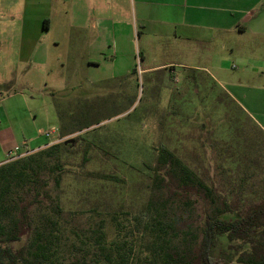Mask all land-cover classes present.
Listing matches in <instances>:
<instances>
[{"label": "rangeland", "instance_id": "374dc122", "mask_svg": "<svg viewBox=\"0 0 264 264\" xmlns=\"http://www.w3.org/2000/svg\"><path fill=\"white\" fill-rule=\"evenodd\" d=\"M83 44L71 53L67 39L60 38V47L50 54L46 68L18 71L17 85L12 88L20 89L24 93L22 97L28 99V109L37 115L34 121L36 136L47 145L14 160L39 153L60 137L56 106L64 115H68L70 111H81L82 107L78 106H84L94 99L107 105L105 111L100 112V117L107 118L115 111L119 114L116 118L104 120L96 126L97 129H104L103 132L117 130L125 139L144 148L137 150L135 146L134 150L123 149L120 154H116V151L114 155L118 160L107 157L103 160L105 164L97 161L89 166L90 172L100 169L105 173L120 172L124 181L116 183V189L86 177L87 168L84 174L83 170L76 168L65 176L57 189L52 186L54 202L64 211L59 219L61 223L64 222V234L60 238L59 250L55 246L62 263H66L73 254L75 237L71 234L72 229L87 235L90 225L100 218L97 213L102 215L135 210L147 200L154 151L146 147L156 146L160 140L208 183V178L215 176L220 187L230 183L229 177H233L236 183L243 176V169L250 172L254 164L264 169L263 75L259 74L256 78L248 76L243 82L244 92L258 95L256 101L250 103L251 112L256 110L255 115L251 114L252 119L226 98L224 93L228 87L212 78L215 73L210 69L211 62L197 61L196 64L208 69L192 72L180 65L183 64L182 56L175 54L173 58L177 65L174 69L150 76L141 72L148 63L141 65L139 53L132 58L130 53H120L116 61L102 57L100 65L97 63L89 68L87 59L90 55ZM70 57L74 58L71 59V68L66 62ZM169 57L160 55L158 61H165ZM126 67L137 72L132 75L131 71L128 78L118 77V81L113 78L117 73L124 74ZM9 103L13 107V102ZM22 105L18 102L16 108ZM46 133L50 137L46 138ZM70 142L74 148L78 145L82 147L81 150L85 148L83 141ZM71 154L72 151L64 158L70 165H79L81 153L76 154L77 158H72L74 153ZM97 157L98 160L103 159ZM42 213L54 217L50 210H35L32 215L34 226L39 225ZM23 243L14 247L19 248ZM231 245L226 236L217 237L214 257L229 264H239L236 259L241 252L231 250Z\"/></svg>", "mask_w": 264, "mask_h": 264}, {"label": "trees", "instance_id": "16d2710c", "mask_svg": "<svg viewBox=\"0 0 264 264\" xmlns=\"http://www.w3.org/2000/svg\"><path fill=\"white\" fill-rule=\"evenodd\" d=\"M57 107L61 141L0 165V264H229L213 255L221 236L233 244L231 250L241 252L237 263L264 264V169L254 164L250 172L243 169L236 183L229 177L230 183L220 187L215 176L208 183L161 140L146 147L154 151L147 200L135 210L97 213L100 218L87 235L72 229L73 254L62 263L56 247L64 234L59 220L64 211L54 202L52 186L57 189L67 174L80 168L86 177L116 189L124 181L120 172H90L89 166L105 164L107 157L118 160L116 151L144 147L117 130L97 129L119 116L115 111L100 117L107 108L101 100L68 115ZM70 140L83 141L85 148H74ZM71 151L72 158L81 153L79 165L64 158ZM43 209L54 217L42 213L34 226L33 212ZM18 243L23 245L15 248Z\"/></svg>", "mask_w": 264, "mask_h": 264}, {"label": "crops", "instance_id": "0c3cea01", "mask_svg": "<svg viewBox=\"0 0 264 264\" xmlns=\"http://www.w3.org/2000/svg\"><path fill=\"white\" fill-rule=\"evenodd\" d=\"M63 37L71 53L84 43L89 68L120 53H139L141 65L148 63L141 72L150 76L174 69L175 54L192 72L208 69L197 61L211 62L230 100L256 113L250 103L258 95L244 92L243 82L264 76V0H0V165L47 145L36 136L28 99L12 87L18 71L46 68ZM160 55L170 57L160 62ZM126 69L113 78H128L133 68Z\"/></svg>", "mask_w": 264, "mask_h": 264}, {"label": "built area", "instance_id": "2783aa9c", "mask_svg": "<svg viewBox=\"0 0 264 264\" xmlns=\"http://www.w3.org/2000/svg\"><path fill=\"white\" fill-rule=\"evenodd\" d=\"M45 137H46V138L50 137V134H49V133H46V134H45ZM17 157H18V156H9L8 159H9V161H12V160H14V159L17 158Z\"/></svg>", "mask_w": 264, "mask_h": 264}]
</instances>
